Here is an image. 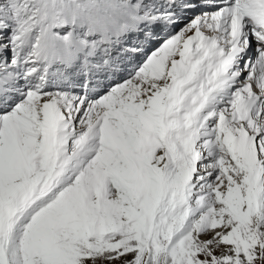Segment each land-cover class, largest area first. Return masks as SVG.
<instances>
[{"label":"snow or ice","instance_id":"snow-or-ice-1","mask_svg":"<svg viewBox=\"0 0 264 264\" xmlns=\"http://www.w3.org/2000/svg\"><path fill=\"white\" fill-rule=\"evenodd\" d=\"M0 264H264V0H0Z\"/></svg>","mask_w":264,"mask_h":264},{"label":"bare ground","instance_id":"bare-ground-1","mask_svg":"<svg viewBox=\"0 0 264 264\" xmlns=\"http://www.w3.org/2000/svg\"><path fill=\"white\" fill-rule=\"evenodd\" d=\"M138 36H139V38H140V37H143V34H138ZM135 40H137V39L135 38ZM135 40H132L130 37H127V38L124 37V44H130V43L133 44V42H134ZM137 57H138L139 59L141 58L140 55H137ZM139 61H140V60H139ZM123 67L126 68V67H128V65L125 64V65H123ZM120 73H121V75L124 74V72H120ZM121 75H120V76H121ZM101 77H102V78H101ZM101 77H100L101 79H105V78H106V73H102V74H101Z\"/></svg>","mask_w":264,"mask_h":264},{"label":"rangeland","instance_id":"rangeland-1","mask_svg":"<svg viewBox=\"0 0 264 264\" xmlns=\"http://www.w3.org/2000/svg\"><path fill=\"white\" fill-rule=\"evenodd\" d=\"M181 26H182V25H181ZM208 238H209V237H207V236H206V237H204V239H208Z\"/></svg>","mask_w":264,"mask_h":264}]
</instances>
